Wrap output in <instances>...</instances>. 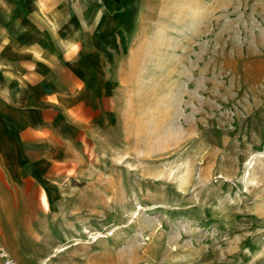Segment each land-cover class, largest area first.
<instances>
[{"label": "rangeland", "instance_id": "1", "mask_svg": "<svg viewBox=\"0 0 264 264\" xmlns=\"http://www.w3.org/2000/svg\"><path fill=\"white\" fill-rule=\"evenodd\" d=\"M102 1L106 99L2 201L0 264H264V0Z\"/></svg>", "mask_w": 264, "mask_h": 264}, {"label": "crops", "instance_id": "2", "mask_svg": "<svg viewBox=\"0 0 264 264\" xmlns=\"http://www.w3.org/2000/svg\"><path fill=\"white\" fill-rule=\"evenodd\" d=\"M102 3L0 0V205L23 196L11 191L43 189L76 123L90 124L81 115L101 109L116 60L100 46L116 45L124 26Z\"/></svg>", "mask_w": 264, "mask_h": 264}, {"label": "built area", "instance_id": "3", "mask_svg": "<svg viewBox=\"0 0 264 264\" xmlns=\"http://www.w3.org/2000/svg\"><path fill=\"white\" fill-rule=\"evenodd\" d=\"M13 264V263H12Z\"/></svg>", "mask_w": 264, "mask_h": 264}]
</instances>
